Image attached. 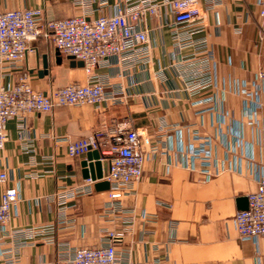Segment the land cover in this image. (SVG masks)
Returning a JSON list of instances; mask_svg holds the SVG:
<instances>
[{
  "label": "crops",
  "instance_id": "obj_1",
  "mask_svg": "<svg viewBox=\"0 0 264 264\" xmlns=\"http://www.w3.org/2000/svg\"><path fill=\"white\" fill-rule=\"evenodd\" d=\"M257 1L199 0L200 19L180 29L161 6L140 26L148 33L147 62L112 58L93 71L105 81V102L28 115V149L18 140L16 121L7 123L0 196L15 188L18 200L0 232V264H69L65 251L107 244L110 231L123 232L117 251L136 264H264V240L241 241L233 220L240 200L264 179V34ZM125 3L0 0V13L40 9L46 20L93 19ZM30 48L19 67L0 66V87L20 77L42 93L87 83L83 67L71 66L51 42L38 39ZM112 123L144 135L143 175L122 202L128 213L110 212L108 190L95 187L105 176L85 183L90 178L82 163L96 162L87 161L88 154L97 152L100 175L108 172L101 149L67 153L69 141L105 133ZM198 137L209 143V175L192 156ZM64 192L75 194L64 201L71 223L61 225L58 196ZM50 224L52 242L30 236L19 244L22 230Z\"/></svg>",
  "mask_w": 264,
  "mask_h": 264
},
{
  "label": "built area",
  "instance_id": "obj_2",
  "mask_svg": "<svg viewBox=\"0 0 264 264\" xmlns=\"http://www.w3.org/2000/svg\"><path fill=\"white\" fill-rule=\"evenodd\" d=\"M199 0H126L125 6L114 14H101L93 19L77 15L58 20H46L40 9L14 10L0 13V66L6 64L17 68L25 58L30 45L38 39L52 43L65 57H73L83 63L87 83H72L52 92H38L32 89L25 77H20L13 85L0 87V151L7 141L6 125L17 123L18 140L24 149L30 145L27 139L26 117L30 114L50 113L55 107L100 105L107 99L105 81L95 75L97 68L106 67L112 58L120 62H147L149 57L148 33L140 28L146 15L157 16L161 6H167L172 15V26L176 29L188 28L200 19ZM80 3V2H79ZM257 23L264 34V0L257 1ZM206 65V63H205ZM264 77L263 74L260 75ZM202 141L194 151L193 158L202 168L210 165V154L206 147L208 140ZM144 135L139 129L112 123L105 133L101 130L93 135L69 141L67 153L71 157L80 156L91 150H102L108 164L105 180L109 184L108 208L111 213H128L123 208V200L132 186L140 181L144 163L147 160L141 146ZM209 175L208 170L203 171ZM6 174L0 173V182ZM87 185L93 181L87 179ZM75 193H61L58 196V223L70 224L65 218V199ZM18 200L15 188H8L0 196V232L8 225L12 207ZM248 208L234 215V225L241 241L264 240V179L257 181L256 189L247 197ZM53 224L31 227L20 232V243L27 238L39 237L52 242ZM107 244L67 250L65 256L69 264H136L124 259L117 251L123 232H106ZM155 264H160L156 260Z\"/></svg>",
  "mask_w": 264,
  "mask_h": 264
},
{
  "label": "water",
  "instance_id": "obj_3",
  "mask_svg": "<svg viewBox=\"0 0 264 264\" xmlns=\"http://www.w3.org/2000/svg\"><path fill=\"white\" fill-rule=\"evenodd\" d=\"M67 59L70 61L71 66H77V67H83V63L81 61H75L73 59V57H67ZM43 72L44 74L46 73V69H47V65L45 63V61H43ZM93 156V158H92ZM95 160L96 162L94 164H87L85 162L82 163V166L84 168H88L87 170V175H85V178H90L91 180H96V179H101L102 176H106L107 172L105 171L103 173V175H100V173L98 172L99 166H100V162L99 160V156L97 154V152H95V154H88L87 156V161H91V160ZM103 165L106 166L107 170H108V164L107 162H104ZM93 168L95 169L96 172L93 171ZM86 174V172H85ZM96 188H98V190H108L109 189V184L108 182H99L95 185ZM240 207L239 210L240 211H244L248 208V200L247 199H241L240 200Z\"/></svg>",
  "mask_w": 264,
  "mask_h": 264
}]
</instances>
